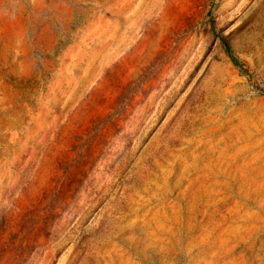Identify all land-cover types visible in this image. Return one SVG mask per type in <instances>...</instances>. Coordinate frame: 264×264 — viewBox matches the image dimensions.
<instances>
[{
	"label": "rangeland",
	"instance_id": "rangeland-1",
	"mask_svg": "<svg viewBox=\"0 0 264 264\" xmlns=\"http://www.w3.org/2000/svg\"><path fill=\"white\" fill-rule=\"evenodd\" d=\"M255 87L264 0H0V264H264Z\"/></svg>",
	"mask_w": 264,
	"mask_h": 264
},
{
	"label": "trees",
	"instance_id": "trees-1",
	"mask_svg": "<svg viewBox=\"0 0 264 264\" xmlns=\"http://www.w3.org/2000/svg\"><path fill=\"white\" fill-rule=\"evenodd\" d=\"M219 38L220 43L222 44L225 53L227 54V57L229 58L232 66L239 72L241 76H246L249 80L251 79V76L248 72V70L244 67V65L238 60V58L233 54L230 46L227 44L226 40L222 37L216 34ZM257 91H259V94L264 96V91L259 90L257 87H255Z\"/></svg>",
	"mask_w": 264,
	"mask_h": 264
}]
</instances>
